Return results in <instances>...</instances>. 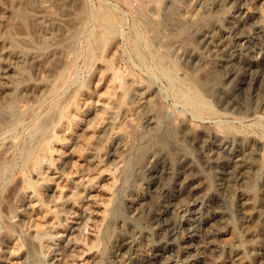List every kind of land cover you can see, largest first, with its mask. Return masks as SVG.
<instances>
[{"label":"rangeland","instance_id":"obj_1","mask_svg":"<svg viewBox=\"0 0 264 264\" xmlns=\"http://www.w3.org/2000/svg\"><path fill=\"white\" fill-rule=\"evenodd\" d=\"M33 2L27 24L10 26V35L40 57L24 68L28 118L18 124L6 118L0 125V152L13 142L11 167L0 179V264H161L170 255L182 264H232L238 258L264 264V0ZM16 7V0H0V40ZM37 16L43 43L34 37ZM59 72L63 87L39 101ZM98 77L102 96L94 97L83 125L92 135L111 112L116 122L93 149L82 137L69 140L56 163L69 177L58 188L66 194L75 170L84 169V158L70 150H92L110 163L126 139L124 164L114 186L95 190L85 216L77 214L53 245L38 251L35 225L46 226L52 208L59 220L68 212L61 202H49L52 193L45 189L40 199L46 206L33 222L9 217L11 193L22 177L34 178L26 171L22 142L52 104L68 110ZM178 80L197 90L205 108L188 104L190 93ZM54 129L50 124L38 133L40 145ZM175 226L180 231L169 233ZM7 229L18 243L11 254L2 242ZM152 248L165 249L164 256L150 260Z\"/></svg>","mask_w":264,"mask_h":264},{"label":"bare ground","instance_id":"obj_2","mask_svg":"<svg viewBox=\"0 0 264 264\" xmlns=\"http://www.w3.org/2000/svg\"><path fill=\"white\" fill-rule=\"evenodd\" d=\"M37 1L40 3L41 0H36V2ZM30 2L31 0H16L18 7H16V9L9 15L8 23L10 24L7 26V35L4 36L5 38L3 37V39L0 40V105L4 107L0 108V125L6 118H9L15 124H18L28 118L25 115L27 106L26 103H23V97H25V87L23 86V81L26 77V71L24 68L27 61L32 63L36 62L40 57V52H32L22 46L17 39H14L12 35H10V26L14 21H21L24 24L28 22V12H26V9L31 6ZM28 10L29 8L27 11ZM38 16L33 18V32L34 37L39 41V43H43V28H40L41 22L39 20L37 21V18H40ZM259 25L264 27V22H260ZM114 50L115 46L114 44H111L108 48V53L112 54L114 53ZM63 78V73L59 72L57 80L49 85L46 96L45 94L43 95V93L40 94L39 101H43L46 98L54 96L56 92L63 87ZM100 81L101 77H98L97 80L93 81L91 86L83 88L78 95H75L73 97L71 107L66 111L57 110L54 108L55 104H52L49 111L40 120L34 123L31 133L22 142V152L24 154V160L27 162L26 171L32 173L34 178L28 179L27 177H22L19 184L11 193L6 209L9 217H16L20 220V222L24 223L33 222L35 214L44 209V206H46V204L40 199V196L44 193L45 189L52 193L49 202H53V204L61 202L62 205L67 206L68 212L64 220H59L58 213H56L54 208H52L50 209V215L47 218V225H35L34 236L36 247L34 248L38 251L53 245L54 241L63 235L64 228L74 220V217L77 214L85 216V208L87 206L86 202L94 198L95 190L101 189L102 191L107 192L112 186H114L117 179L114 174L116 171L121 169L124 164V160L120 152L125 150L128 146L126 139L120 143L119 152L111 153L109 155L114 156L110 163L100 159L96 152H93L92 150L83 151L78 147L79 149L74 151L70 150V153L73 154L76 152L84 158V169L80 174L75 170V175L69 179V186L67 187L68 192L66 194H63V190H59L58 188V182L66 176L67 178L69 177L65 172L59 171V168L56 167V163L60 162L63 154L66 152L65 149L67 148L66 146L68 145L69 140L75 139L76 141H79V138L82 137L84 145L89 149H93L97 145L98 141L100 142L103 138L106 129L108 127H112V125L116 122L115 116L113 112H111L107 116L100 130L93 132L92 135L90 132V125H83L85 112L92 107L94 101H98L93 100L94 97L96 96L95 99H98L102 96L99 89ZM178 81L180 84H184L183 81ZM184 87L186 89V93H190L188 97V104H191L193 109L199 111V107H204V104L206 106V100H203V98H201L202 96H199L197 90L193 88L192 85L188 84L187 86L184 84ZM37 89L38 92H42L41 87L37 86ZM125 120L126 115L124 114L122 121ZM50 124H54L55 129L47 136L45 143L40 145L38 133L45 131ZM121 124L122 122H119L116 125V133L120 132ZM78 130H80L81 133H78ZM166 139H170L169 136H167ZM12 144L13 142H9L0 152L1 180L6 174L8 167H11V165H9L11 162L8 161L7 157ZM37 148L38 153L35 157H33ZM235 156L236 155H233L232 157ZM232 161L233 169L237 168L238 165L236 159L233 158ZM243 164L241 165L242 167ZM72 165L73 162H71L68 167L70 169L74 168ZM245 204L247 205V202ZM248 208L246 210L247 212H249ZM105 210L106 204H101L97 215L100 220L104 218ZM178 229L180 228L175 226V228L169 233L180 231ZM75 236L76 235L73 234L71 239L76 240ZM226 236L227 238L232 237L230 233H227ZM2 242L5 244V249L10 250L8 251L9 254H11V252H13L18 246L17 240L11 229H7L4 232ZM156 249L157 248H152L151 253L148 255L150 260H158L159 257L162 258L164 256L165 249ZM123 257L125 261L130 259V255H123ZM182 263L183 261H181L180 257H171L170 255L168 257L165 256L161 264ZM242 263L243 258H238L232 262V264Z\"/></svg>","mask_w":264,"mask_h":264}]
</instances>
